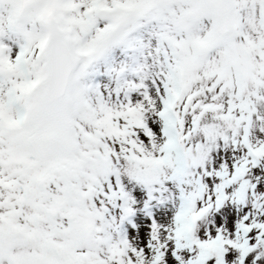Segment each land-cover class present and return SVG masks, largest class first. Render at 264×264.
Masks as SVG:
<instances>
[{"label": "snow or ice", "instance_id": "snow-or-ice-1", "mask_svg": "<svg viewBox=\"0 0 264 264\" xmlns=\"http://www.w3.org/2000/svg\"><path fill=\"white\" fill-rule=\"evenodd\" d=\"M0 264H264V0H0Z\"/></svg>", "mask_w": 264, "mask_h": 264}]
</instances>
